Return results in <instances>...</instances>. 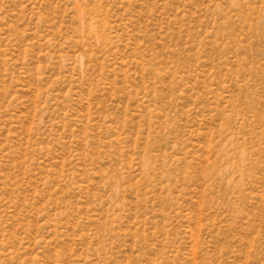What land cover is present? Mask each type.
<instances>
[{
  "label": "rangeland",
  "instance_id": "374dc122",
  "mask_svg": "<svg viewBox=\"0 0 264 264\" xmlns=\"http://www.w3.org/2000/svg\"><path fill=\"white\" fill-rule=\"evenodd\" d=\"M0 264H264V0H0Z\"/></svg>",
  "mask_w": 264,
  "mask_h": 264
}]
</instances>
